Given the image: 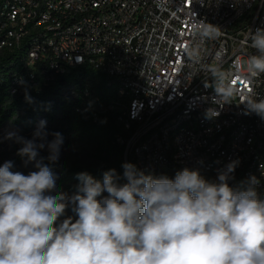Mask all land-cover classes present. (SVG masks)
I'll list each match as a JSON object with an SVG mask.
<instances>
[{"label":"built area","instance_id":"built-area-1","mask_svg":"<svg viewBox=\"0 0 264 264\" xmlns=\"http://www.w3.org/2000/svg\"><path fill=\"white\" fill-rule=\"evenodd\" d=\"M204 23L220 35L202 36ZM258 28L264 0H0V53L22 49L31 69L87 64L110 78L93 111L114 122L127 163L218 182L236 161L228 180L242 172L248 187L255 177L264 199V118L246 105L264 100V74L247 69Z\"/></svg>","mask_w":264,"mask_h":264},{"label":"clouds","instance_id":"clouds-1","mask_svg":"<svg viewBox=\"0 0 264 264\" xmlns=\"http://www.w3.org/2000/svg\"><path fill=\"white\" fill-rule=\"evenodd\" d=\"M201 35L215 38L220 31L204 23ZM250 37L257 54L247 69L255 77L264 74V28ZM246 105L264 118V100ZM45 126L41 120L32 139L7 135L36 170L25 175L13 171L12 161L0 165V264H264V199L255 177L246 188L229 186L236 161L218 182L188 168L174 178L155 177L126 162L124 183L115 169L102 180L81 172L71 196L52 195L56 176L49 164L58 161L63 136L56 132L47 141ZM45 148L49 164L40 157ZM69 207L77 218L58 224Z\"/></svg>","mask_w":264,"mask_h":264},{"label":"trees","instance_id":"trees-1","mask_svg":"<svg viewBox=\"0 0 264 264\" xmlns=\"http://www.w3.org/2000/svg\"><path fill=\"white\" fill-rule=\"evenodd\" d=\"M25 53L22 49L0 53V129L9 125L27 135L44 120L45 130L51 134L61 133L64 144L87 142L94 147L97 160L86 165L62 161L49 164L48 155L40 153L56 176L54 191L75 192L77 174L81 172L102 180L104 172L115 169L118 182L125 180L122 167L126 163L125 149L115 141L117 128L109 117L100 115L96 120L93 111L98 105L95 97L105 96L106 100L113 91V87L108 85L110 78L87 64L64 65L60 73L53 72L43 62L31 69ZM18 79L21 80L20 85L15 83ZM14 89L17 91L13 92ZM87 90L92 96H85ZM17 151V159L27 160V157L17 155ZM128 163L136 166L132 157L128 158ZM34 170L33 166L22 173L27 175ZM154 176L164 175L159 172ZM228 184L232 188H246L247 181L241 172L228 180Z\"/></svg>","mask_w":264,"mask_h":264},{"label":"rangeland","instance_id":"rangeland-1","mask_svg":"<svg viewBox=\"0 0 264 264\" xmlns=\"http://www.w3.org/2000/svg\"><path fill=\"white\" fill-rule=\"evenodd\" d=\"M10 132H15L18 136L24 137L26 139H32L33 133L24 135L20 133L18 130L12 128L11 126H5L0 129V165H2L5 161H12L14 164L13 171H27L33 168V163L25 164L26 160H19L16 158L15 151L18 150L22 145L17 143L15 139H8L7 135ZM47 141H51L54 139L53 135L47 132ZM40 153H44L48 155L47 148L40 151ZM97 160V156L94 151V147L87 143H81L79 145L75 144H62L60 149V155L58 161L76 163L79 165H86L89 163H94ZM126 182L122 180L121 183ZM57 193H66L68 196H71L74 192L59 190L53 191L51 194L56 195ZM67 210L63 216L59 218L57 223L64 221L65 219L71 218L73 221L77 218L75 213L72 211L71 207Z\"/></svg>","mask_w":264,"mask_h":264}]
</instances>
